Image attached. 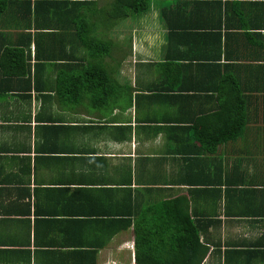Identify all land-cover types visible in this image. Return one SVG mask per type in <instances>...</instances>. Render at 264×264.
Wrapping results in <instances>:
<instances>
[{
  "label": "crops",
  "instance_id": "0c3cea01",
  "mask_svg": "<svg viewBox=\"0 0 264 264\" xmlns=\"http://www.w3.org/2000/svg\"><path fill=\"white\" fill-rule=\"evenodd\" d=\"M112 1L0 17V53L23 51L0 59V264H264V125L223 142L213 89L226 62L262 64L232 61L254 47L227 40L226 5L264 0H150L120 20Z\"/></svg>",
  "mask_w": 264,
  "mask_h": 264
},
{
  "label": "trees",
  "instance_id": "16d2710c",
  "mask_svg": "<svg viewBox=\"0 0 264 264\" xmlns=\"http://www.w3.org/2000/svg\"><path fill=\"white\" fill-rule=\"evenodd\" d=\"M50 3H42L47 7V9L52 13H57L61 9L65 8L71 0H47ZM84 1V0H79ZM149 1L150 0H113L111 4L112 14L116 17L117 20L126 18L128 15H140L144 14L149 9ZM39 4L35 5V8L39 9ZM234 4V3H233ZM232 4V5H233ZM28 7L25 9L26 14H30V5L31 0H0V17H9L10 20L15 22L14 27L23 28L27 27V24L24 25L22 22V17L20 15L19 7L24 9L25 6ZM254 6V7H253ZM253 8H241V12L233 11L232 13L227 14V10H231V7L226 5L225 8V24L227 27H231L232 29H236L237 33L233 35H229L227 40H231L232 37L235 40H243L246 45L250 47H254V50L245 49L243 51H239L233 56L232 61L234 62H249V63H261V65H250L244 64L239 65L237 70V75L232 74L228 69L226 62L224 66V75L222 77V83H219L218 87L214 86V91L217 90L219 93H222L224 96L223 100V117L222 123L223 126V142H227L236 137L241 136L244 132V127L249 123H257L258 120L262 119L264 125V2L251 4ZM165 16V15H164ZM166 18V16H165ZM83 20V19H82ZM237 22V23H236ZM28 23V22H27ZM81 27H84L80 21ZM241 32V33H239ZM204 43H212L214 42V38L202 37ZM84 47L88 49V56L98 58L103 55L97 49V51H93L92 47L87 44H83ZM103 49L104 55L108 56L109 51L108 48L100 47ZM248 48V47H246ZM101 54V55H100ZM230 53L225 52L224 58L225 60H231ZM17 58L23 59V51L17 50L13 48L12 50L6 49L0 53V59L7 60H16ZM220 58V56L218 57ZM196 59V58H195ZM206 61L214 60L215 57L208 56ZM207 67H210L209 65ZM252 67H255L256 71L261 72V80L256 83V87H252L250 83L246 80L244 83L239 81L236 84L237 79L240 74H245L247 70H252ZM258 68V69H257ZM209 69V68H208ZM94 75L98 77V84H106L111 85V82L108 80V77L101 70H97L94 64H88L87 67L84 68V71L80 75ZM255 73V70L252 71ZM239 74V75H238ZM105 76V77H104ZM70 86V84H69ZM94 88V87H93ZM248 95H244L243 93ZM249 92V93H248ZM241 93V94H240ZM261 93L260 97H253V94ZM254 99V103L256 104V108H258V104L261 105L260 114L256 111L255 114L250 113L249 107L252 105V100Z\"/></svg>",
  "mask_w": 264,
  "mask_h": 264
}]
</instances>
